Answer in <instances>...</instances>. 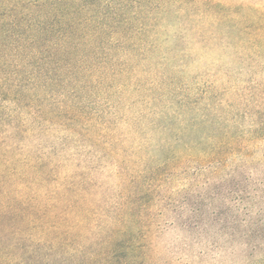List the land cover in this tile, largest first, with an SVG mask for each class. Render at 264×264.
<instances>
[{"label": "rangeland", "instance_id": "obj_1", "mask_svg": "<svg viewBox=\"0 0 264 264\" xmlns=\"http://www.w3.org/2000/svg\"><path fill=\"white\" fill-rule=\"evenodd\" d=\"M73 1L121 22L122 72L71 130L0 118V204L47 206L0 212V253L52 264L69 187V230L100 263L264 264V0Z\"/></svg>", "mask_w": 264, "mask_h": 264}, {"label": "trees", "instance_id": "obj_2", "mask_svg": "<svg viewBox=\"0 0 264 264\" xmlns=\"http://www.w3.org/2000/svg\"><path fill=\"white\" fill-rule=\"evenodd\" d=\"M74 4L73 0H0V118H19L25 111L29 118H41L49 125L68 126L70 130V124H78L80 118H102L95 109L91 111L89 102L99 86L122 72L112 63L109 51L124 50L123 25L114 20L111 12L112 21H104L94 8ZM7 101L16 108L8 111L4 104ZM68 188L63 190L62 198L69 208H65L60 222L65 229L49 241L43 240L48 234L41 233L38 240L49 242V250H58L52 264H112L105 258L98 262L101 255L78 241L83 237L79 230L71 234L73 230L69 229H77L84 215L77 214V223L68 224L66 216L75 205L65 194ZM14 204L22 206L19 201ZM16 206L9 210V204L2 201L0 212H10L15 219L17 212L23 211L29 222L34 214L47 208L32 204L20 210ZM55 208V204L49 208L52 217ZM48 219L44 220L49 222ZM105 250L104 247L103 255ZM30 251L41 255L39 246L33 245L20 257ZM4 255L0 253V264H31L38 260L27 256L22 263L15 260L18 254Z\"/></svg>", "mask_w": 264, "mask_h": 264}]
</instances>
